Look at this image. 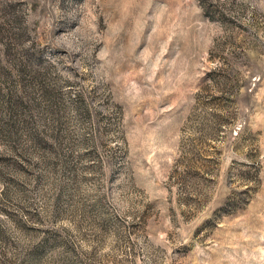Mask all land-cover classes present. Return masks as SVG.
<instances>
[{
	"label": "rangeland",
	"instance_id": "obj_1",
	"mask_svg": "<svg viewBox=\"0 0 264 264\" xmlns=\"http://www.w3.org/2000/svg\"><path fill=\"white\" fill-rule=\"evenodd\" d=\"M0 264H264V0H0Z\"/></svg>",
	"mask_w": 264,
	"mask_h": 264
}]
</instances>
